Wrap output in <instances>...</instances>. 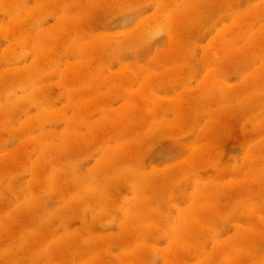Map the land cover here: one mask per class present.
I'll use <instances>...</instances> for the list:
<instances>
[{"label": "rangeland", "instance_id": "rangeland-1", "mask_svg": "<svg viewBox=\"0 0 264 264\" xmlns=\"http://www.w3.org/2000/svg\"><path fill=\"white\" fill-rule=\"evenodd\" d=\"M0 264H264V0H0Z\"/></svg>", "mask_w": 264, "mask_h": 264}]
</instances>
